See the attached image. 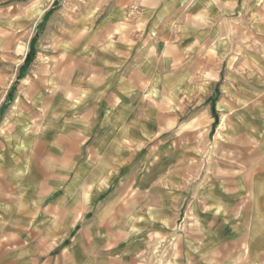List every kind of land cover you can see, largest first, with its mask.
<instances>
[{
	"label": "crops",
	"instance_id": "obj_1",
	"mask_svg": "<svg viewBox=\"0 0 264 264\" xmlns=\"http://www.w3.org/2000/svg\"><path fill=\"white\" fill-rule=\"evenodd\" d=\"M0 264H264V0H0Z\"/></svg>",
	"mask_w": 264,
	"mask_h": 264
},
{
	"label": "trees",
	"instance_id": "obj_2",
	"mask_svg": "<svg viewBox=\"0 0 264 264\" xmlns=\"http://www.w3.org/2000/svg\"><path fill=\"white\" fill-rule=\"evenodd\" d=\"M30 61H31V52H29V54L27 55L25 62L23 64L22 70H24L29 65ZM9 96H10V93H9Z\"/></svg>",
	"mask_w": 264,
	"mask_h": 264
},
{
	"label": "rangeland",
	"instance_id": "obj_3",
	"mask_svg": "<svg viewBox=\"0 0 264 264\" xmlns=\"http://www.w3.org/2000/svg\"><path fill=\"white\" fill-rule=\"evenodd\" d=\"M181 225H182V223L180 222L179 226H181Z\"/></svg>",
	"mask_w": 264,
	"mask_h": 264
}]
</instances>
